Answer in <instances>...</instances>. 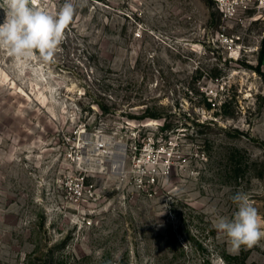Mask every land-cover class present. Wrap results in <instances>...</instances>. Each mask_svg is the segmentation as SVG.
I'll use <instances>...</instances> for the list:
<instances>
[{"label": "rangeland", "instance_id": "rangeland-1", "mask_svg": "<svg viewBox=\"0 0 264 264\" xmlns=\"http://www.w3.org/2000/svg\"><path fill=\"white\" fill-rule=\"evenodd\" d=\"M239 2L85 0L55 63L0 49V264H264V240L230 254L214 228L238 191L264 217V3ZM82 125L149 144L157 183L97 166L95 197L69 201Z\"/></svg>", "mask_w": 264, "mask_h": 264}, {"label": "clouds", "instance_id": "clouds-1", "mask_svg": "<svg viewBox=\"0 0 264 264\" xmlns=\"http://www.w3.org/2000/svg\"><path fill=\"white\" fill-rule=\"evenodd\" d=\"M85 0H64L53 13L34 6V0H0L3 22L0 23V49L12 57L38 58L55 63L65 32L72 23L78 4ZM231 200L236 211L229 218L218 216L214 228L226 238L230 254L242 247L252 248L264 240V217H261L247 193L236 192Z\"/></svg>", "mask_w": 264, "mask_h": 264}, {"label": "built area", "instance_id": "built-area-1", "mask_svg": "<svg viewBox=\"0 0 264 264\" xmlns=\"http://www.w3.org/2000/svg\"><path fill=\"white\" fill-rule=\"evenodd\" d=\"M54 0H34V6L43 8ZM226 16H233L240 6L239 0H217ZM261 4L264 0H259ZM62 147L70 171L62 177L65 197L73 203H82L95 197V188L87 183L86 176L97 166L106 172L116 174L121 180L132 181L135 185L149 187L157 183L161 171L158 157L150 151L149 144L135 146L131 155L125 148L123 165L115 163L114 145L107 139L102 129L90 130L87 125L78 128L76 135H64ZM103 158H99V155Z\"/></svg>", "mask_w": 264, "mask_h": 264}, {"label": "bare ground", "instance_id": "bare-ground-1", "mask_svg": "<svg viewBox=\"0 0 264 264\" xmlns=\"http://www.w3.org/2000/svg\"><path fill=\"white\" fill-rule=\"evenodd\" d=\"M125 155V147L123 144H118L116 149V159L115 163L117 167H121L123 165Z\"/></svg>", "mask_w": 264, "mask_h": 264}, {"label": "trees", "instance_id": "trees-1", "mask_svg": "<svg viewBox=\"0 0 264 264\" xmlns=\"http://www.w3.org/2000/svg\"><path fill=\"white\" fill-rule=\"evenodd\" d=\"M264 60V42H263V48H262V56H261V64L263 63ZM156 116V115H155Z\"/></svg>", "mask_w": 264, "mask_h": 264}]
</instances>
